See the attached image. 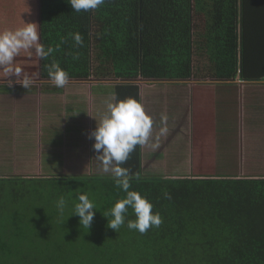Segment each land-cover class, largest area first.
Segmentation results:
<instances>
[{
	"label": "trees",
	"instance_id": "1",
	"mask_svg": "<svg viewBox=\"0 0 264 264\" xmlns=\"http://www.w3.org/2000/svg\"><path fill=\"white\" fill-rule=\"evenodd\" d=\"M25 23H36L54 51L41 60L21 50L0 67V80L19 77L20 68L21 77L50 81L48 66L56 62L69 80H115L118 99L138 101L139 81L264 80V0H105L79 13L67 0H0V31ZM192 111L195 128L210 126L212 138L213 109L193 100ZM140 146L121 166L133 175L130 190L159 212V227L128 229L131 208L117 231L107 226L126 195L112 175L3 178L0 264H264V177L147 174ZM80 193L97 209L89 229L72 215Z\"/></svg>",
	"mask_w": 264,
	"mask_h": 264
},
{
	"label": "crops",
	"instance_id": "2",
	"mask_svg": "<svg viewBox=\"0 0 264 264\" xmlns=\"http://www.w3.org/2000/svg\"><path fill=\"white\" fill-rule=\"evenodd\" d=\"M20 79L12 75L0 80V179H33L12 174L22 170L44 172L34 178L58 176L60 170L78 178L112 175L103 171L89 135L113 94L117 96L119 82L91 77L57 88L35 78L25 89ZM137 85L139 102L153 120L151 136L140 146L143 171H188L184 176L213 172L217 178L240 171L235 178L263 177L244 174L264 172V80L249 83L236 77L233 82L201 86L193 79ZM193 100L213 109L212 138L206 135L210 126L193 125ZM226 147L234 153L227 155ZM158 155L165 158L157 159Z\"/></svg>",
	"mask_w": 264,
	"mask_h": 264
},
{
	"label": "clouds",
	"instance_id": "3",
	"mask_svg": "<svg viewBox=\"0 0 264 264\" xmlns=\"http://www.w3.org/2000/svg\"><path fill=\"white\" fill-rule=\"evenodd\" d=\"M72 10H95L104 4L105 0H67ZM76 44L82 43L80 34L73 36ZM21 50H34L41 60L47 59L54 51L52 47L45 48L36 23H25L23 27L15 30L0 31V67L9 66ZM23 69L17 68L15 74L19 77ZM48 78L57 88L64 87L69 81V74L59 63L52 62L48 66ZM22 87L27 89L32 79L26 74L19 80ZM97 121V120H96ZM153 120L146 113L143 105L134 97L118 99L113 94L112 99L106 104V112L97 121L95 129L89 138L94 140L93 149L98 153L97 159L103 165L104 172H111L114 182L126 195L118 200L110 209L112 219L107 226L117 231L125 224L129 208L135 214V220H127V228L137 230L144 234L152 227H159L162 218L159 212H154L152 202L139 191L130 190L133 175L126 167H122L130 154L138 145H144L151 136ZM138 178V176L136 177ZM78 203L74 206L72 215L80 218V224L90 228L97 210L87 193L78 195ZM57 208L63 214L65 200L59 198ZM108 218L107 215H104Z\"/></svg>",
	"mask_w": 264,
	"mask_h": 264
},
{
	"label": "rangeland",
	"instance_id": "4",
	"mask_svg": "<svg viewBox=\"0 0 264 264\" xmlns=\"http://www.w3.org/2000/svg\"><path fill=\"white\" fill-rule=\"evenodd\" d=\"M193 66H194V72L197 71V61L196 59L194 58V63H193ZM196 68V69H195ZM105 80H109V79H105ZM110 82H112L110 80ZM234 105V104H233ZM236 109L238 110V105L236 107ZM232 115H234V112L232 113ZM253 133L254 135H258L257 131L256 130H253ZM226 150V153L227 155H232L234 153L233 149L232 148H228L226 147L225 148ZM161 158H165V156H162V155H158V158L157 159H161ZM158 163H156L157 165ZM159 166V165H157ZM44 174L43 171H38V170H35V171H25V170H22V171H14V173L12 172V174H15V175H20L22 174L23 176L29 174V175H32L34 177H42L41 174ZM56 173H61V174H72L70 171H63V170H60V171H57ZM145 173L147 174H156V175H164V176H171V175H188V171H184V170H179V171H170V170H148V171H145ZM195 173H200V172H191V175L195 174ZM221 173V172H220ZM224 174L226 175H230L231 177H236L238 175H241V172L240 171H227L225 172ZM244 175H248V176H258V175H261L264 177V172L263 171H260V172H245ZM44 176H47L46 174ZM33 177V178H34Z\"/></svg>",
	"mask_w": 264,
	"mask_h": 264
}]
</instances>
